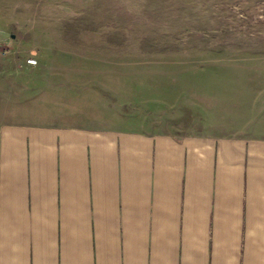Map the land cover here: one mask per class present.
Segmentation results:
<instances>
[{"label": "crops", "instance_id": "obj_1", "mask_svg": "<svg viewBox=\"0 0 264 264\" xmlns=\"http://www.w3.org/2000/svg\"><path fill=\"white\" fill-rule=\"evenodd\" d=\"M93 2L0 0V36ZM233 66L145 65L141 130L119 65H0V264H264V65Z\"/></svg>", "mask_w": 264, "mask_h": 264}, {"label": "rangeland", "instance_id": "obj_2", "mask_svg": "<svg viewBox=\"0 0 264 264\" xmlns=\"http://www.w3.org/2000/svg\"><path fill=\"white\" fill-rule=\"evenodd\" d=\"M44 1L36 0L37 9ZM81 10L55 25L64 29L61 37L0 36V65H119L112 103L130 128L150 121L145 65H264V0H94ZM230 72L240 77V70ZM164 111L165 123L175 122L176 111Z\"/></svg>", "mask_w": 264, "mask_h": 264}]
</instances>
